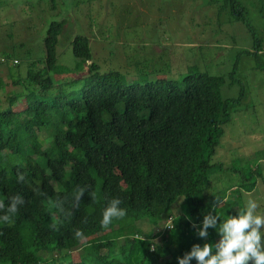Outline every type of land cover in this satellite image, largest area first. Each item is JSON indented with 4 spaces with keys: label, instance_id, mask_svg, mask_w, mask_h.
<instances>
[{
    "label": "trees",
    "instance_id": "16d2710c",
    "mask_svg": "<svg viewBox=\"0 0 264 264\" xmlns=\"http://www.w3.org/2000/svg\"><path fill=\"white\" fill-rule=\"evenodd\" d=\"M106 4L100 8L114 9L116 3ZM208 6L214 16L225 8L228 23L246 24L256 36L243 0H211ZM65 27V20L48 25L45 55L29 61L26 74L14 75L6 67L13 88L5 100L0 98V201L7 205L12 196L21 195L25 203L11 223L0 222V264H179L194 245L218 244L220 224L240 214L236 209L260 178L259 169H251L221 192L217 186L227 167L212 163L231 107L242 102L244 90L236 99H223L224 76L193 72L173 79L164 68L150 67L128 82L120 71L100 67L97 46L101 51L107 46L85 35L71 42L80 62L64 71L58 62ZM254 43L253 52L240 55L261 54L264 41L255 37ZM10 60L5 56L0 65ZM19 64L14 58L13 65ZM18 171L25 181L18 182ZM78 188L85 189L80 201L75 200ZM113 198L122 200L127 215L105 229L102 214ZM52 201L62 205V213ZM180 203L186 208L177 212ZM217 214L208 236L200 237L205 216ZM53 215L63 220L59 231L49 227ZM147 219L155 228L166 221L155 233L124 232ZM170 219L173 228L167 230ZM77 229L86 240L75 238ZM115 230L116 240H124L119 252L116 240H99ZM80 248L84 255L79 261L59 257L63 252L64 258L73 256ZM105 248L108 254H101ZM51 253L54 257L48 259ZM189 264L198 261L192 258Z\"/></svg>",
    "mask_w": 264,
    "mask_h": 264
},
{
    "label": "rangeland",
    "instance_id": "374dc122",
    "mask_svg": "<svg viewBox=\"0 0 264 264\" xmlns=\"http://www.w3.org/2000/svg\"><path fill=\"white\" fill-rule=\"evenodd\" d=\"M88 1L0 0V60L11 57L8 63L0 65V78L4 83V89H0L1 100H5L7 92L13 88L7 68L10 67L14 75H24L29 61L44 57V38L53 20L66 21L59 43L62 52L58 64L67 72L80 62L73 55L71 42L77 35H85L90 40L95 39L92 42L107 46L103 51L97 46L100 52L95 58L100 67L120 71L128 82L132 75L147 72L148 67L164 68L173 79L193 72L224 76L223 99L238 98L242 89L245 96L240 104L231 107L225 135L212 159V163L221 162L227 167L217 189L222 192L230 182L238 184L237 177L247 175L251 169H259L256 189L244 196L236 210L240 212L239 208L252 198L260 203L258 213L264 212V163H258L264 161V51L240 55V52H253L257 46L255 37L264 41V0H243L255 37L246 24L228 23L225 8L221 14L217 9L214 16V10L208 6L211 0H110L116 3L112 4L114 9L100 8V5L106 6L108 0H92L90 12ZM53 2L57 10L53 9ZM14 58L20 60L18 66L13 65ZM179 206L175 211L186 208L181 203ZM165 221L161 220L155 228L147 219L124 232L132 234L143 229L146 233L154 229L155 233L162 230ZM116 231L99 240H116ZM123 241V238L116 240V252L120 251ZM108 251L105 248L101 254H108ZM65 253L59 255L64 262H75L84 255V250H75L73 256L67 258H64ZM53 257L51 253L47 258ZM89 259L86 258L88 263Z\"/></svg>",
    "mask_w": 264,
    "mask_h": 264
},
{
    "label": "clouds",
    "instance_id": "9594fccd",
    "mask_svg": "<svg viewBox=\"0 0 264 264\" xmlns=\"http://www.w3.org/2000/svg\"><path fill=\"white\" fill-rule=\"evenodd\" d=\"M258 163H264L259 161ZM26 176L23 172H17L18 182L25 181ZM84 188H78L75 191V200L80 201L84 195ZM90 195L95 199V193ZM7 205L0 201V222L11 223L12 218L18 213L19 206L25 203L21 195H15L10 198ZM218 202V200H217ZM53 207L63 212L62 205L57 201H52ZM122 200L113 198L102 214L101 227L107 229L114 219H122L127 215V210L120 207ZM216 204H213L215 209ZM260 203L256 199L249 198L245 207L241 209L238 216H229L224 219L219 227L221 240L218 244L205 243L203 247L199 244L194 245L191 253L184 258L179 259V264H189L192 258L198 261V264H264V212H259ZM69 218L71 213H68ZM211 215L205 216L203 227L198 230L200 237L208 236L209 226H215L217 219ZM187 219H191L188 217ZM63 220L57 216H52V222L49 225L51 230L59 231ZM193 227L195 225L193 224ZM75 238L84 241L86 237L82 230L75 231ZM215 251V254H213Z\"/></svg>",
    "mask_w": 264,
    "mask_h": 264
},
{
    "label": "built area",
    "instance_id": "2783aa9c",
    "mask_svg": "<svg viewBox=\"0 0 264 264\" xmlns=\"http://www.w3.org/2000/svg\"><path fill=\"white\" fill-rule=\"evenodd\" d=\"M165 227H166L167 230H170L171 228H173L171 219L166 223V226Z\"/></svg>",
    "mask_w": 264,
    "mask_h": 264
}]
</instances>
